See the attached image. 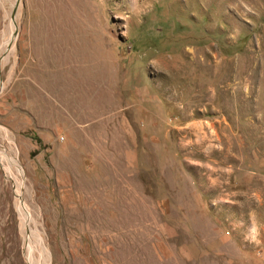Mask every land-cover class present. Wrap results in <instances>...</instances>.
I'll use <instances>...</instances> for the list:
<instances>
[{
	"label": "rangeland",
	"instance_id": "obj_1",
	"mask_svg": "<svg viewBox=\"0 0 264 264\" xmlns=\"http://www.w3.org/2000/svg\"><path fill=\"white\" fill-rule=\"evenodd\" d=\"M0 56V264L18 197L37 264H264V0H0Z\"/></svg>",
	"mask_w": 264,
	"mask_h": 264
},
{
	"label": "bare ground",
	"instance_id": "obj_2",
	"mask_svg": "<svg viewBox=\"0 0 264 264\" xmlns=\"http://www.w3.org/2000/svg\"><path fill=\"white\" fill-rule=\"evenodd\" d=\"M0 58L2 59V56H0ZM20 190H21V188H20ZM20 192H22V191H20ZM16 207H17V209H18V211L22 217V220L24 222V224L22 225L23 231H26L28 234L27 239H25V246H24L25 247V257H26L27 261L29 262V264H37L36 258L34 256L35 251L33 252V249L31 248L32 243L34 242V244L37 245V248L43 252L44 259H46V257H47L46 253L44 251L45 250L48 251V250L46 249L42 240L40 239V234L37 233V231H34L30 228V224H29L30 220H28L29 218L26 216L27 213L26 214L24 213L23 202L21 201L20 197L17 198ZM41 264H48V261L45 260L44 263H41Z\"/></svg>",
	"mask_w": 264,
	"mask_h": 264
}]
</instances>
